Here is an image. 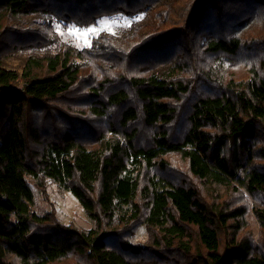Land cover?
<instances>
[{
    "label": "trees",
    "instance_id": "1",
    "mask_svg": "<svg viewBox=\"0 0 264 264\" xmlns=\"http://www.w3.org/2000/svg\"><path fill=\"white\" fill-rule=\"evenodd\" d=\"M0 264H264V0H0Z\"/></svg>",
    "mask_w": 264,
    "mask_h": 264
},
{
    "label": "rangeland",
    "instance_id": "2",
    "mask_svg": "<svg viewBox=\"0 0 264 264\" xmlns=\"http://www.w3.org/2000/svg\"><path fill=\"white\" fill-rule=\"evenodd\" d=\"M132 20L123 14L105 16L89 27L66 26L56 22V29L61 37L62 43H67L75 48L89 47L92 40L102 31L120 34L127 29ZM94 30V31H89ZM35 195V209L39 214L56 210L58 217L63 223L73 224L80 229L88 230L94 226L93 221L87 216L81 203L65 188L48 180L47 199L36 187L32 186ZM148 239L145 228H141L135 241H146Z\"/></svg>",
    "mask_w": 264,
    "mask_h": 264
},
{
    "label": "snow or ice",
    "instance_id": "3",
    "mask_svg": "<svg viewBox=\"0 0 264 264\" xmlns=\"http://www.w3.org/2000/svg\"><path fill=\"white\" fill-rule=\"evenodd\" d=\"M89 31H94V30H89Z\"/></svg>",
    "mask_w": 264,
    "mask_h": 264
}]
</instances>
